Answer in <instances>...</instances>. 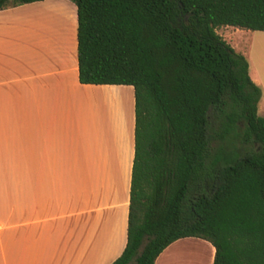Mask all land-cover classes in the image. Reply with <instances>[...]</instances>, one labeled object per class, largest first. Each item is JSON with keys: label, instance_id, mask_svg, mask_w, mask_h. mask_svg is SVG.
I'll return each instance as SVG.
<instances>
[{"label": "trees", "instance_id": "16d2710c", "mask_svg": "<svg viewBox=\"0 0 264 264\" xmlns=\"http://www.w3.org/2000/svg\"><path fill=\"white\" fill-rule=\"evenodd\" d=\"M71 1L80 83L134 92L127 240L110 264H154L186 237L213 264H264L261 90L216 32L264 31V0Z\"/></svg>", "mask_w": 264, "mask_h": 264}, {"label": "crops", "instance_id": "0c3cea01", "mask_svg": "<svg viewBox=\"0 0 264 264\" xmlns=\"http://www.w3.org/2000/svg\"><path fill=\"white\" fill-rule=\"evenodd\" d=\"M226 27L264 116V63L252 56L264 31ZM104 94L117 95L108 114ZM134 122L132 86L80 83L71 0L0 10V264H110L122 253ZM214 253L186 237L154 264H213Z\"/></svg>", "mask_w": 264, "mask_h": 264}, {"label": "rangeland", "instance_id": "374dc122", "mask_svg": "<svg viewBox=\"0 0 264 264\" xmlns=\"http://www.w3.org/2000/svg\"><path fill=\"white\" fill-rule=\"evenodd\" d=\"M227 30H228V27H226V26H222V27H219V28H217L216 29V32H217V34L218 35H220L228 44H231V38L228 36V33H227ZM259 32V31H258ZM264 33V32H263ZM235 36L236 37H239L240 38V36H242V34L241 33H238V31H237V33H235ZM262 46H263V51H264V45H261V47H259V44L257 45V44H255L254 45V48H253V54H252V56H253V58H254V60L256 59V61H254L255 62V64L256 65H258L259 64V62H258V60H257V54H259V57L258 58H262V62L264 63V52H262V54H261V51H259V49H261L262 50ZM239 50H242V49H238V50H235L236 52H238V53H240V51ZM259 59V60H260ZM263 70V69H262ZM261 71V70H260ZM261 73H264V72H261ZM111 96V97H110ZM99 97H101V96H99ZM103 97H105V101H103L104 103H100L101 101H99L100 99H98V101H97V108H98V111H99V113H100V111H101V108L103 107L104 108V105H105V108H107V109H109L110 110V108L112 109L113 108V105H114V107H115V109L117 108V95L116 96H113V95H108V94H104V96ZM106 97H108V98H106ZM109 98H110V100H109ZM107 103V105H106V103ZM110 102H112V106H110L109 105V103ZM110 106V107H109ZM105 108H104V112L106 113V111H109V110H105ZM112 111V110H111ZM111 111H109L110 113H111Z\"/></svg>", "mask_w": 264, "mask_h": 264}, {"label": "bare ground", "instance_id": "6f19581e", "mask_svg": "<svg viewBox=\"0 0 264 264\" xmlns=\"http://www.w3.org/2000/svg\"><path fill=\"white\" fill-rule=\"evenodd\" d=\"M110 97H111V96H110ZM106 98H108V97H106ZM109 100H110V98H109ZM111 100H112V99H111ZM111 100H110V101H111ZM105 103H106V102H105ZM106 105H107V103H106ZM109 105L112 106V105H113L112 102H110ZM110 106H109V107H110ZM113 107H114V105H113ZM104 108H105V105H104ZM105 110H109V109L105 108ZM109 111H111V108H110ZM109 111H106V114L110 113ZM111 112H112V111H111ZM107 116H108V115H107Z\"/></svg>", "mask_w": 264, "mask_h": 264}]
</instances>
